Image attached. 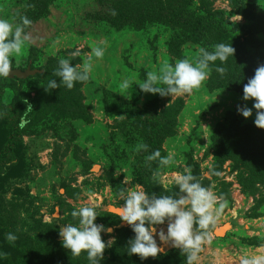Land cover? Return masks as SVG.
<instances>
[{"label":"rangeland","instance_id":"obj_1","mask_svg":"<svg viewBox=\"0 0 264 264\" xmlns=\"http://www.w3.org/2000/svg\"><path fill=\"white\" fill-rule=\"evenodd\" d=\"M166 5L174 16L159 20L155 12ZM146 7L152 12L145 14ZM22 16L32 23L12 65L34 73L14 80L10 107L12 91L1 92L0 264H89L86 252L73 256L58 235L64 224L78 225L71 212L85 205L95 207L94 223L114 229L101 233L106 248L100 264H185V254L170 246L143 261L129 255L134 233L107 206L123 203L120 188L173 195L176 175L186 168L225 204L207 230L200 264L264 255V162L237 139L238 128L250 125L263 132L264 144V128L254 124L257 110L248 118L237 111L255 102L242 99L245 84L210 74L190 94L172 97L135 85L147 72L193 60L199 48L211 51L221 42L237 49L229 64L217 60L226 69L222 76L243 58L240 77L247 83L264 65V0H0V18L19 24ZM97 46L105 55L93 57L88 81L44 90L49 80L59 84L53 73L60 59L82 67ZM125 78L134 83L127 92ZM26 101L33 111L21 128ZM141 142L147 152L136 150ZM154 150L174 158L156 180L158 161H145ZM209 170L220 175L206 177ZM10 232L18 237L14 243L6 240Z\"/></svg>","mask_w":264,"mask_h":264},{"label":"clouds","instance_id":"obj_2","mask_svg":"<svg viewBox=\"0 0 264 264\" xmlns=\"http://www.w3.org/2000/svg\"><path fill=\"white\" fill-rule=\"evenodd\" d=\"M115 15V12L112 13ZM32 21L26 16L20 18L19 24L10 23L0 18V78L8 79L14 54H21L28 40L25 28ZM235 49L230 43H217L213 50L199 48L193 60L180 59L175 64H163L158 71H149L146 78L138 85L142 93L158 94L164 96H179L190 94L194 89L209 77L211 64L219 60L222 64L233 57ZM78 55L77 52L72 53ZM105 55L102 47H93L82 67L73 66L69 59H60L53 75L59 78L49 80L44 88L46 92L57 89L62 83L67 89H72L76 82H86L92 71L93 57L100 59ZM215 71L223 75L224 67H216ZM134 83L125 78L121 88L125 92L130 90ZM244 101L253 99L252 108L246 105L238 106L237 111L244 118L257 110L254 124L257 128H264V65H260L254 76L243 87ZM27 103V101H26ZM33 111L32 105L27 103L20 118L19 127L28 123V114ZM146 143H139L137 151H148ZM146 163L158 161V169L153 171L152 178L160 176V168L169 166L174 158L162 156L159 150H154L145 157ZM150 166V165H149ZM206 177L219 176V172L209 170ZM175 184L178 191L173 195L149 194L144 190H117V198L123 201L118 207L107 206V211L119 217V220L130 226L134 236L128 241V254L137 255L142 261L152 257L166 254V246L177 248L185 254V264H200L201 253L208 239V229L216 223L225 204L223 195H217L211 187H205L200 180L192 174L191 168H186L183 174H177ZM218 205V207H217ZM73 218H79L78 225L64 224L59 230L62 246L70 250L73 256L81 252L87 253L89 264H100L106 248L101 233L111 234L114 229L102 224L94 223L97 215L93 206H81L71 212ZM157 226H166L158 227ZM18 237L13 233L6 234V240L14 243ZM110 242V241H109ZM3 253H0L2 257ZM239 264H264V255H243Z\"/></svg>","mask_w":264,"mask_h":264},{"label":"trees","instance_id":"obj_3","mask_svg":"<svg viewBox=\"0 0 264 264\" xmlns=\"http://www.w3.org/2000/svg\"><path fill=\"white\" fill-rule=\"evenodd\" d=\"M167 4V3H166ZM152 10L153 9H149L148 10V7H146V9H145V11H144V13L145 14H149L150 12H152ZM156 14H157V18H159V20H163V21H167L169 18H172L174 15H173V11H171V8L169 7V6H167L166 5V9H164V8H162V10L160 9V10H157L156 12H155ZM188 24V23H187ZM233 48L235 49V50H237L236 48H235V45L233 46ZM229 60H227L225 63H227V64H229L230 62H228ZM249 62V61H248ZM245 59H243V58H238L237 57V60H236V62H232V65H233V67L235 68L234 69V71L232 72V73H230V74H228V75H226V77L225 76H222V75H219V77L218 78H221V79H223V80H228V81H226V82H230L231 80L232 81H236V83H237V86H239V85H241V84H246V81L245 82H242V78L240 77V71L241 70H239V68L242 66H246L245 65ZM13 66V65H12ZM220 67V63L218 62V61H216V62H214L213 64H211V68H212V71H211V76H212V78H214L215 76H217V74H219V73H217L216 71H215V68L216 67ZM221 67H223V66H221ZM14 80H22V79H18V78H16V77H14V78H8V79H6V78H0V102H2L1 101V99H2V93L4 92V90L6 91V90H11L12 91V93H13V95H12V100H11V102H9V103H11L8 107H10L11 105H12V103L13 102H15L16 101V95H15V93H16V88L13 86V82H14ZM2 92V93H1ZM8 103V104H9ZM144 108H146V107H144ZM15 109V108H14ZM13 108L12 109H10L8 112L9 113H11L12 111L13 112H15V110H14ZM21 111H23L22 109H20ZM12 112V113H13ZM161 124L163 125V123L161 122ZM160 124V125H161ZM244 126V128L243 129H240V128H238V130L239 131H241L240 133H239V135H238V137H237V139H238V142L240 143V144H242V145H244V152H245V150L247 149L246 148V146L245 145H250L251 146V148H252V150H255V151H253V154H260V160H261V164L264 162V156L262 157L261 155L264 153V144H263V132L262 131H260V130H257L256 128H252V126H250V125H247V126H245V125H243ZM160 128V127H159ZM257 131H258V133H257ZM225 135V134H224ZM233 137V135L231 136V135H229V137H226L227 138V140L228 139H231ZM249 151V150H248ZM249 152H251V151H249ZM262 153V154H261ZM147 179H149V177L148 176H146L145 178H143L142 180H143V182L145 183V181L147 180Z\"/></svg>","mask_w":264,"mask_h":264},{"label":"water","instance_id":"obj_4","mask_svg":"<svg viewBox=\"0 0 264 264\" xmlns=\"http://www.w3.org/2000/svg\"><path fill=\"white\" fill-rule=\"evenodd\" d=\"M34 73V71L30 70V69H17V68H12L9 74L8 78H18V79H24L29 75H32Z\"/></svg>","mask_w":264,"mask_h":264}]
</instances>
